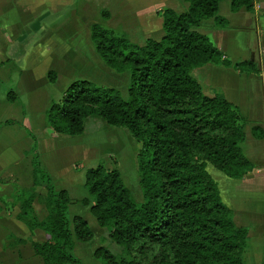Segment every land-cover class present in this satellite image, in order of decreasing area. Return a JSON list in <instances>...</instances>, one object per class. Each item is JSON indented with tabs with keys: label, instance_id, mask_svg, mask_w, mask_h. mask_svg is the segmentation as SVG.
I'll return each instance as SVG.
<instances>
[{
	"label": "trees",
	"instance_id": "16d2710c",
	"mask_svg": "<svg viewBox=\"0 0 264 264\" xmlns=\"http://www.w3.org/2000/svg\"><path fill=\"white\" fill-rule=\"evenodd\" d=\"M183 1L188 8L182 13L161 11L163 36L143 45L134 43L125 30L93 23L95 51L111 71L128 76L126 94L77 79L45 113L54 132L69 137L83 135L91 117L126 129L140 146L137 173L142 201L135 199L119 169L102 164L85 173L88 197L72 200L66 190L57 189L39 160L37 139L28 131L35 141L28 154L33 186L16 192L20 205L16 219L30 237L11 235L9 247L30 243L44 264H85L74 246L92 242L95 234L84 218L69 213L71 205L80 203L90 208L110 242V247L95 251L103 264H246L250 230L235 222L210 168L231 180H242L253 171L244 150L249 122L221 91L207 95L195 73L207 65L231 66L199 29L209 20L218 27L228 26L219 16L223 1L238 12L253 11L255 0ZM237 66L255 69L252 63ZM47 77L55 82L57 74L51 70ZM18 99L14 90L8 91L9 102ZM15 124L23 127L13 120L0 122V127ZM251 133L264 139L259 126ZM36 201L46 209L43 219L36 215ZM37 230L45 233L46 241L33 239Z\"/></svg>",
	"mask_w": 264,
	"mask_h": 264
},
{
	"label": "crops",
	"instance_id": "0c3cea01",
	"mask_svg": "<svg viewBox=\"0 0 264 264\" xmlns=\"http://www.w3.org/2000/svg\"><path fill=\"white\" fill-rule=\"evenodd\" d=\"M54 1L59 10L64 8L67 10H61L55 14L50 20L51 29L42 33L39 32L40 39L35 40V42L37 41L35 44H33L34 42L31 44L26 36L29 34L28 28L35 19L39 18L37 16L39 13L37 9L38 0H0V105L8 109L17 106L18 103H11L7 100V93L12 82L16 83L15 89L12 90L21 98L22 91L20 88L25 85L27 90L33 93L36 87L34 82L37 81V78L44 77L49 82L47 74L51 70L59 73L62 68H68L71 72L68 70L66 75L68 77L75 75L71 68L72 66L77 67L72 57L73 51L77 50L76 45L82 33L81 26L87 22L89 17L92 18L93 12L90 11V9L92 10V0ZM168 3H172V7H168ZM159 4L160 7L158 8ZM224 5L226 10L222 12ZM163 8L172 9L175 12L181 11L182 13L187 10L188 4L183 0H150L146 5L141 6L138 12H144L146 18H157L161 28L163 20L160 18H162L161 11ZM100 9L99 11L106 12L107 17L110 18L108 11L111 10L104 6ZM84 14L86 15L85 19H88L81 22L79 15ZM39 15L43 19L44 14L39 13ZM219 16L228 21L227 27H218L214 20H209L199 32L210 38L214 46L223 53L224 62L231 66L207 65L197 70L199 79L195 77L207 88H215L214 90L221 91L226 99L237 107L240 114L249 121V125L245 128V144L247 143L248 146L246 155L253 163L254 169L242 180L230 179L226 182L229 183V187L236 193L237 197H240L232 204L233 209H231L235 212V217L238 218L237 213L244 211L242 214L245 213L248 219L246 225L240 226L259 227L262 230L261 237L264 241V139L257 140L251 133L252 127L264 128V0H255L253 11L241 9L238 12H232L230 4L223 1L220 5ZM34 27L38 29L37 31H41L45 25L40 23ZM48 36H52V38L47 39ZM32 57L37 58L36 61L32 62L35 60H31ZM244 63L258 65L257 73L256 68L246 73L237 66ZM14 66L15 69L17 68V72L14 73L16 75L11 73V68ZM47 68H49L48 71ZM213 91L210 89L206 94L212 95ZM5 102L11 105L5 104ZM25 107L21 106L22 117L7 119L21 122L23 125L25 124V127H20L17 124L0 127V181L3 182H0V198L4 200L7 197H12L14 191L13 186H11L9 191L7 189L3 193L1 187L3 184H7L8 180L16 181L20 188L33 186V168L31 156L28 154L33 149L35 141L27 132ZM26 111L28 113L27 107ZM18 112H20V108ZM25 137H29L32 144L25 148L15 149L13 145ZM9 138L10 141H7ZM41 163L45 168L44 163ZM47 166L49 167V165ZM59 190H66L69 194L67 189ZM38 191L40 192V190ZM69 197L71 198L70 194ZM240 202L242 203L240 204ZM254 210L261 214H251L250 211L254 212ZM10 214L7 213L6 207L0 201V264H44L43 260L34 254L30 243L9 247L11 235L24 239L30 237V232L26 226L18 221L15 216L13 218L8 217ZM36 215L39 219H43L46 216L45 207L42 215L37 213ZM256 216L258 217L257 221L254 220ZM15 225L22 227L23 234L15 233ZM249 237L251 239V236ZM33 239L44 242L46 235L43 231L37 230Z\"/></svg>",
	"mask_w": 264,
	"mask_h": 264
},
{
	"label": "rangeland",
	"instance_id": "374dc122",
	"mask_svg": "<svg viewBox=\"0 0 264 264\" xmlns=\"http://www.w3.org/2000/svg\"><path fill=\"white\" fill-rule=\"evenodd\" d=\"M110 1L92 0L91 7L93 11L90 9L91 13L93 12L92 18L89 17V19H85V14L82 16L79 15V20L81 22L88 20L81 26L82 33L79 42H77L76 45L77 50L73 51L74 55L72 57L74 62H76L77 67L72 66L71 68L75 75L73 77L72 75L71 77H68L66 73L69 69L62 68L59 73L56 72L60 77L57 76L58 79L55 82H48L44 77L37 78V81L34 82L36 87L33 93H30L24 85L23 88H20L22 91V97H19L18 101H16L18 102L17 106H12L8 109L7 107L0 105V121L22 117L21 106L23 108L24 106L27 107L28 113L25 107V115H27V132L31 131L37 139L38 154L40 152L39 160L44 163L46 166L45 169L54 178V183L57 189H67L72 200L80 201L88 197V192L85 187V173L87 169L102 164L108 169H119L123 182L130 189L135 199L138 202H141L142 191L137 173V154L140 146L126 129L111 127L105 124L102 119L91 117L85 123V131L83 135L79 137H69L56 134L47 124L45 117V113L50 107V104L54 101H59L71 81L77 79L88 80L99 86L116 88L124 95L126 94L128 89V76L126 74H117L111 71L100 59L92 45L93 43L90 40L89 30L93 23H100L104 26L115 29L117 32L125 30L128 32L131 40L139 45H142L147 38L160 39L163 31L162 27L160 28L158 19L146 18L144 17V12H138L139 8L146 5L150 0ZM226 2L230 4L229 1ZM32 3L35 5L34 2ZM171 4L172 3H168V7H172ZM37 5L38 12L44 15L42 16V19L39 13H37L39 18L35 19L32 25L28 28L29 34L26 38L31 44L32 42L35 44L40 39L39 37L41 35L38 34L39 32L42 33L51 29L50 20L55 14L61 12V10H67L65 8L59 10V8L56 7L54 0H38ZM102 6L111 10L108 11L110 18L104 17L102 14L103 11H99ZM159 7L160 4L158 8ZM225 10L226 7L224 5L222 7V12H225ZM177 13H181V11H177ZM160 19L162 20V18ZM143 22L144 24H142ZM40 23H43L45 27L41 29V31H37L38 29H35L34 26L39 25ZM200 30L201 28L199 31ZM50 38H52V36H48L47 39ZM35 40L37 41L35 42ZM36 59L37 58L32 57L31 60L34 62ZM35 68L36 71H38L37 67ZM255 68L258 69V65L255 66ZM48 69L49 68L46 70L48 71ZM69 71L71 72V70ZM16 72L17 68L15 69V66L11 68L12 74ZM244 72L249 73L248 69H245ZM195 76L199 79L197 72L195 73ZM15 85L16 83L12 82L9 90L15 89ZM203 87L206 93L210 91V89H212V91L215 89L207 88L204 85ZM5 104L11 105L8 102H5ZM18 107L20 108V112H18ZM245 119L247 120V118ZM24 125L23 127H25ZM7 141H10V138L7 139ZM30 144H32L30 138L25 137V139L19 141L16 145H13V147L15 149L25 148L30 146ZM247 147V143L244 144L246 154ZM47 165H49V167ZM210 172L214 179L219 183L222 200L232 208V204L240 197H237L236 193L233 192L231 187H229V183L226 182L230 179L217 170H212L210 168ZM0 182L3 183L2 181ZM6 183L7 184H3V187H1L3 193H5L7 189L9 191L11 186H13V195H11L12 197L5 198V200L11 199L8 202L2 198H0V201H2L3 205L6 207L7 213H11L8 217L13 218L18 214L20 206L16 197V192L27 188H20L17 185V182L13 180H8ZM38 190H40L41 193L44 192L42 189ZM241 203L242 202H240V204ZM34 205L36 213L42 215L44 207L39 201H36ZM242 212L244 211L237 213L238 218L235 217V222L239 226L246 225L248 222L245 213L242 214ZM69 213L71 217L76 215L83 217L95 234L92 242H76L74 252L85 264H103L99 258L95 257V251L101 246L110 247V242L106 240V234L98 225L95 217L91 214L90 208L83 206L80 203L73 204L69 208ZM250 213L254 215L261 214L260 212H256V210H254V212L250 211ZM254 220L257 221L258 217H254ZM248 228L250 230L249 236H251L252 246L246 254V264H264V241L261 237L262 230L259 227L255 228V226H250ZM14 231L16 234H23L21 226L15 225Z\"/></svg>",
	"mask_w": 264,
	"mask_h": 264
}]
</instances>
